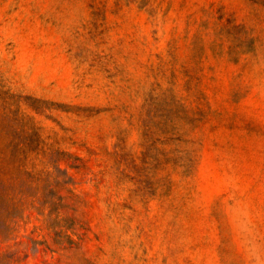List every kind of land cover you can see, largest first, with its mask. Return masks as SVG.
Returning a JSON list of instances; mask_svg holds the SVG:
<instances>
[{
    "label": "rangeland",
    "instance_id": "374dc122",
    "mask_svg": "<svg viewBox=\"0 0 264 264\" xmlns=\"http://www.w3.org/2000/svg\"><path fill=\"white\" fill-rule=\"evenodd\" d=\"M0 133L51 201L0 264H264V0H0Z\"/></svg>",
    "mask_w": 264,
    "mask_h": 264
},
{
    "label": "trees",
    "instance_id": "16d2710c",
    "mask_svg": "<svg viewBox=\"0 0 264 264\" xmlns=\"http://www.w3.org/2000/svg\"><path fill=\"white\" fill-rule=\"evenodd\" d=\"M41 141L38 134L36 137H7L0 133V242L21 234L32 219L29 210L37 208L38 204L40 209L51 202L37 193L43 180L33 165L32 155L37 145H41L42 152H38L44 155L46 147ZM45 217L48 218V215Z\"/></svg>",
    "mask_w": 264,
    "mask_h": 264
}]
</instances>
